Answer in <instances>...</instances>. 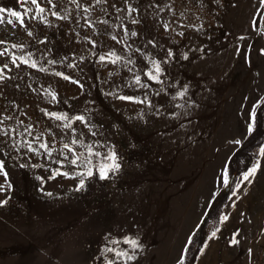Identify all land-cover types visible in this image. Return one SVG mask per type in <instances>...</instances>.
Instances as JSON below:
<instances>
[{
    "label": "rangeland",
    "instance_id": "1",
    "mask_svg": "<svg viewBox=\"0 0 264 264\" xmlns=\"http://www.w3.org/2000/svg\"><path fill=\"white\" fill-rule=\"evenodd\" d=\"M52 2L41 20L0 0V264H264V142L234 155L264 131V0ZM25 8L21 26L8 10ZM110 153L120 167L100 179Z\"/></svg>",
    "mask_w": 264,
    "mask_h": 264
},
{
    "label": "snow or ice",
    "instance_id": "2",
    "mask_svg": "<svg viewBox=\"0 0 264 264\" xmlns=\"http://www.w3.org/2000/svg\"><path fill=\"white\" fill-rule=\"evenodd\" d=\"M23 2L24 3H30L31 5H34L35 6V11H36L37 15L30 17L31 19H41V20L44 19V17H43L42 14L46 11V9L40 6V4L38 3V0H23ZM47 2H48L49 5H51L53 8H55V5L53 4L52 0H47ZM73 2H75V0H73ZM101 2H103V0H96V3H101ZM5 11H6L5 9L0 8V14L5 13ZM31 11H32L31 8H25V12L22 15V13L19 12V11L8 10V15H10L11 17L16 18V20L19 21V23L21 24V26H23V24H24V18L23 17L26 16ZM85 11H87V9H85ZM117 11H119V9H117ZM129 11H134V9L129 8ZM51 14L53 16H58V13L55 12V11H52ZM60 18L67 19V16L60 17ZM3 22H4L3 15H0V23H3ZM132 22L133 23H136L137 21L133 20ZM7 23L12 24L13 21L11 19H9V20H7ZM105 23H107V22L105 21ZM166 27H167V25H166ZM31 34L32 33L30 32L29 35H31ZM130 35L131 36H136L137 33L136 32H131ZM113 39H116V38L113 37ZM40 42L41 43H44L46 41H40ZM4 43H5V41H0V44H4ZM12 47H22V46L12 45ZM262 51H264V50H262ZM7 52H8V49L5 48L3 52H0V55H4ZM171 55H172V53L169 52V56H171ZM106 59H111V62L112 63H116L117 61H119L121 59V57L116 56L115 53H109L107 57L105 55H101L99 57V60L101 62H104ZM12 62L15 64L16 61L13 60ZM24 63H28V61L27 60H24ZM49 63H53V61H49ZM129 63H131V61H129ZM153 64H154L155 71H156L157 74L156 75H153L151 72H149V73H145V75H148L149 78L152 79V80H158L161 69H160L159 63H157V62L154 61ZM31 66L33 68L36 67L35 63H33ZM4 67L7 68V64H5ZM57 75H61V74L60 73H57ZM0 78H2V77H0ZM64 78L65 79H69V77H67V76H65ZM135 81H136V83L139 84L140 83V77L139 76H136ZM73 82H77V81H73ZM144 87H147V85H144ZM178 95H181L182 96V95H184V93H178ZM55 98H56L55 95H53V99H55ZM119 99L129 100V101H133V102H143V101L138 100L137 98L129 97V96H120ZM145 100H147V97H145ZM254 113H255V106H254V109H253V113H250V123H249V126H248L249 132H251L253 130V124L251 123V120H252V118L254 116ZM49 115L55 117L56 119H60V120L67 119L66 116L59 115V114H57L55 112L50 113ZM72 119H75V120H78V121H83L84 120V117L83 116H76V117H73ZM65 127L70 128L71 127V123L66 124ZM29 128H30V126H29ZM26 131H28L29 134H31L30 131H29V129H26ZM72 143L73 144L82 143V141L73 140ZM236 143H240V142L237 141ZM27 148H28L29 151L34 152V153L38 151L36 148H33V146H32L31 143H28L27 144ZM39 148L40 149H46V148H48V145L45 144V143H40L39 144ZM64 148L65 149H69V151H72V149L69 148V145L68 144H64ZM87 148H88V154H89L88 159H90V157L92 155H95V156H100L101 155L99 152H93V149H92L91 145H88ZM261 152L264 153V148L261 149ZM49 155H51V152L50 151H49ZM74 155H75V158L71 159L70 160V163L72 165H74V166H77L81 162L80 161V156L82 154L77 155V154L74 153ZM65 160H68V157H65ZM104 160L111 161L112 163H110V164H104L103 166H101V167L98 168V172H99L100 179H106L107 176H108L109 171L118 170L119 167H120V165L118 163H116V155H115V153L108 154L106 157H104ZM60 163L63 164L62 161ZM23 166L24 165H21V167H23ZM257 166H254L253 168L249 169L246 173L243 174L241 183L251 182L250 178L255 174ZM0 173H3L5 175V177H7V173L4 172V162L3 161H0ZM56 175L69 176V173L68 172H62V171H60V169H57V170H55L53 172V176L50 177V179L55 178ZM73 175L79 176V175H82V174L79 173V172H77V173H73ZM84 175H86L88 177L93 176L92 169L91 168H88L87 171H86V173H84ZM225 182L227 183V179L225 180ZM84 184H85L84 179H81L79 181L78 186H77V190H79L80 188H83ZM239 187H240V185L237 184V188H239ZM0 188H2V186H0ZM49 195H51V194H49ZM233 195H235V193H233ZM3 203H6V201H0V204H3ZM226 219H227L226 216L221 217V221L226 220ZM212 235L215 236V232H213ZM130 243H131V245L133 247H136V241L133 240ZM231 243L236 244V243H238V241L235 240V239H233L231 241ZM105 251H112V250L111 249H105ZM124 255H126V254L123 253V252L117 253V256H121L122 257ZM133 258L134 257L131 256V255H128L127 256V259L128 260H132ZM107 264H113V262L111 260H109V261H107ZM180 264H183V258L181 259Z\"/></svg>",
    "mask_w": 264,
    "mask_h": 264
},
{
    "label": "trees",
    "instance_id": "3",
    "mask_svg": "<svg viewBox=\"0 0 264 264\" xmlns=\"http://www.w3.org/2000/svg\"><path fill=\"white\" fill-rule=\"evenodd\" d=\"M264 106V100L262 101L260 107ZM262 132V133H261ZM264 142V131H261L259 127H257L255 130H253V132L249 135V137L243 141V143L238 147V149L236 150V152L234 153V155H237L240 153H243L244 150L246 151L247 149H250L254 146H259ZM239 164V163H238ZM237 167L239 168L240 165H237ZM237 168V169H238ZM235 171V170H233ZM234 176V173L231 172L230 173V177ZM218 195L213 199L209 209L207 210L203 222H201L200 226L196 229V231L192 234L191 238H190V242H189V247L194 243L197 242L198 243V250L202 247L204 240V236L202 234L203 228H204V222L205 220L209 217V215L212 213V210H217L218 206L220 205V203L218 204ZM188 247V251L190 250ZM195 254V253H194ZM194 256V255H193ZM193 258V257H192ZM186 264H192V262H185Z\"/></svg>",
    "mask_w": 264,
    "mask_h": 264
},
{
    "label": "water",
    "instance_id": "4",
    "mask_svg": "<svg viewBox=\"0 0 264 264\" xmlns=\"http://www.w3.org/2000/svg\"><path fill=\"white\" fill-rule=\"evenodd\" d=\"M228 187H229V184H228V186L225 189H228Z\"/></svg>",
    "mask_w": 264,
    "mask_h": 264
}]
</instances>
